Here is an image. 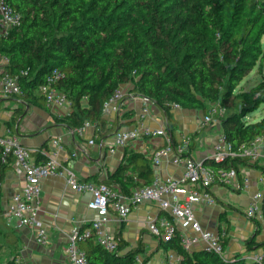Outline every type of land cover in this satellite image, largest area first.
<instances>
[{"label": "trees", "instance_id": "1", "mask_svg": "<svg viewBox=\"0 0 264 264\" xmlns=\"http://www.w3.org/2000/svg\"><path fill=\"white\" fill-rule=\"evenodd\" d=\"M6 1L21 14L17 27L0 29V53L8 58L4 70L18 75L23 90L15 95L36 100L34 91L48 74L61 70L64 78L58 87L73 101L62 120L71 129L90 122L96 125L99 139L113 135L121 123L116 120L107 126L104 104L123 84L130 83L124 99L133 94L153 101L162 110L172 139L177 124L172 111L175 104L205 113L209 104L224 106L222 132L235 147L264 133V116L248 118L264 104V80L249 90L240 87L264 58V0ZM24 113L20 108L15 115L20 118ZM1 150L0 200L5 173L14 166V157L3 158ZM33 156L39 163L47 160L43 147L36 148ZM151 157L133 154L131 158L141 160L133 171L135 176L124 175L121 167L116 182H103L118 185L125 193L151 183ZM205 163L220 167L209 159ZM222 165L236 167L239 177L244 167H256L264 175V167L247 158ZM251 219L256 232L245 240L246 249L264 250V242L256 240L261 223ZM118 240L116 252L104 249L93 235L82 239L80 246L89 264H134L133 256L141 248L120 254L127 242ZM165 246L179 253L176 264H262L247 260L242 253L223 257L205 248L186 251L179 234ZM0 264H14V259Z\"/></svg>", "mask_w": 264, "mask_h": 264}, {"label": "crops", "instance_id": "2", "mask_svg": "<svg viewBox=\"0 0 264 264\" xmlns=\"http://www.w3.org/2000/svg\"><path fill=\"white\" fill-rule=\"evenodd\" d=\"M0 29H3L2 24ZM6 65L4 56L0 53V71H3ZM131 87L130 83L123 84L121 90L127 93ZM34 97L37 99L25 100L15 94L9 97L0 95V134L6 128H10L25 146L35 149L43 147L46 155L56 152L58 160L75 170L81 180L116 182L121 167L124 175L135 176V169H138L141 160L137 162L136 158H131L133 154L152 156L153 180L156 176L163 179L183 176L185 165L173 162L175 152L165 157L160 165L156 166L153 161L154 151L168 143L164 135L142 136L127 147H119L113 153L109 151L118 130L137 126L141 120L154 129L167 130L162 110L150 99L145 100L144 97L130 94L124 101L119 102L118 110L105 109L104 118L107 126L112 127L116 120H119L121 125L113 135L99 139L95 124L86 126L82 132L79 130L84 125L73 130L62 120L68 115L69 109L49 106L45 99H41L43 96L38 92V88L34 91ZM39 103L45 104V107ZM145 107L148 108L147 113L144 112ZM20 108H23L25 113L18 118L15 113ZM172 111L177 123L173 139L169 133L173 145L177 146L183 138L190 137L191 142L185 155L209 165L205 160H211L213 145L223 131L221 123L214 122L201 128L200 122L205 113L201 109L173 106ZM57 119L59 123L56 122ZM7 122L11 126L6 124ZM51 124L53 125L50 126ZM91 139H94L93 143H90ZM55 141L59 142L58 145L54 143ZM45 144L47 146H44ZM33 157L37 162L36 156ZM259 164L264 167V157ZM241 175L231 185L216 184L212 187L215 204H195L196 218L204 229L216 233L225 232L223 240L226 244V257L238 253L247 257L254 252H264L262 248L247 251L245 245V240L256 232L254 221L246 216V208L250 205L254 193L259 189L264 190V184L259 181L264 175L256 167H244ZM246 177L249 180L248 187H244ZM139 180L143 181L142 178ZM23 185L24 181L14 166L5 173L0 200V214L3 217L0 220V261L21 256L27 264H67L69 235L74 229L86 231L88 226H92L96 217V213L88 206L92 195L88 192L71 190L66 178L61 175H49L42 179L38 219L49 230V244L43 246L37 240L36 227H27L15 218L7 219L5 215L14 194L20 192ZM112 186L124 194H130L125 193L118 185ZM168 216L172 218L158 202H145L134 206L130 216L122 222H118L113 216L106 229L117 239L121 237L127 242L120 250V254H126L130 249L140 247L141 250L135 255L139 254L144 264H166L175 260L177 256L180 258V255L173 249H166V242L159 240L149 231L147 221L150 218L156 220ZM178 227L180 231L192 232L191 228L184 229L180 223ZM256 240L264 242L263 226ZM191 249L193 252L202 249V246L195 245ZM179 261L180 259L175 260L174 263Z\"/></svg>", "mask_w": 264, "mask_h": 264}, {"label": "built area", "instance_id": "3", "mask_svg": "<svg viewBox=\"0 0 264 264\" xmlns=\"http://www.w3.org/2000/svg\"><path fill=\"white\" fill-rule=\"evenodd\" d=\"M21 19V14L15 10L6 0H0V24L4 30L16 27ZM6 63L8 58L4 56ZM64 78V73L59 69H53L46 80L38 87V92L45 97L47 104L51 107L72 108L73 101L66 92L58 87V83ZM19 77L17 74L7 70L0 71V95L9 97L22 93ZM124 91L117 90L104 104V110L113 108L118 110L119 102L124 99ZM148 100V98H144ZM174 107H180L175 104ZM148 112V108H144ZM226 113V108L218 103L210 106L204 114L200 127H205L214 122H220V118ZM91 125L86 122L79 130L82 132L86 126ZM164 135L167 137V144L157 148L153 153L155 165H160L165 157L175 152L173 162L184 163V172L181 178L167 177L165 179L156 176L149 184L135 187L130 194H124L114 187L104 182H94L81 180L78 174L71 167L63 165L57 158L56 152L44 155L47 160L39 163L34 160L33 152L35 148L25 146L20 138L14 134L12 129L6 128L0 134V147L3 158L14 157V168L24 181L20 192L14 194L12 201L5 212L7 219L15 218L22 225L37 228L38 242L46 246L49 244V230L43 226L38 219L40 209L41 181L49 175L64 176L71 190L75 192H88L92 195L88 206L96 213L90 230L81 231L74 229L68 237L67 244V264H89L86 252L81 248L82 239L94 236L95 240L107 251L116 252L119 249V240L110 234L106 225L114 216L118 222L126 220L134 206L145 202H158L160 206L167 210L171 217L161 219L150 218L147 221L149 231L163 242L171 241L179 234L182 247L192 252V247L201 245L202 249H208L213 253L226 257L224 236L225 232L216 233L204 229L195 215V204L213 205L216 199L212 193V187L216 184L223 186L231 185L238 180L239 174L236 167L221 164L237 158H247L249 162H260L264 157V133L257 136L249 144L235 147L228 141L222 132L213 145L211 160L219 164L220 167L205 165L196 161L192 156L185 155L189 148L191 139L185 137L174 146L165 128L154 129L141 120L137 126L118 130L114 136V144L110 147L111 153L119 147H127L142 136ZM94 139L90 140L93 143ZM58 145V141L54 142ZM259 181L264 184V176ZM249 180L244 179V187H248ZM264 200V190L259 189L253 195L250 205L246 208V216L260 221L264 228V216L262 205ZM178 223L184 229L191 228L192 232L179 230ZM247 260L264 264V252H254L246 257ZM14 264H27L21 256L13 258ZM180 258H175L178 261ZM171 260L169 263L175 264ZM134 264H144L140 255L134 256Z\"/></svg>", "mask_w": 264, "mask_h": 264}, {"label": "rangeland", "instance_id": "4", "mask_svg": "<svg viewBox=\"0 0 264 264\" xmlns=\"http://www.w3.org/2000/svg\"><path fill=\"white\" fill-rule=\"evenodd\" d=\"M263 45H264V37H263ZM263 80H264V58L261 61H259L258 64L255 66V68L251 71V73L242 80L240 87H243L245 90H249ZM211 105L212 104H209V106ZM263 116H264V104L257 111H255L251 115V117L249 115L248 118H252L253 120H258ZM90 229L91 226H88V228H86V230H90Z\"/></svg>", "mask_w": 264, "mask_h": 264}]
</instances>
